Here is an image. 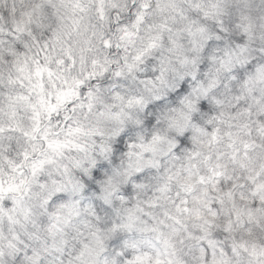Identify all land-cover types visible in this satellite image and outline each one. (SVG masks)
<instances>
[{"label":"clouds","instance_id":"clouds-1","mask_svg":"<svg viewBox=\"0 0 264 264\" xmlns=\"http://www.w3.org/2000/svg\"><path fill=\"white\" fill-rule=\"evenodd\" d=\"M0 264H264V0H0Z\"/></svg>","mask_w":264,"mask_h":264}]
</instances>
